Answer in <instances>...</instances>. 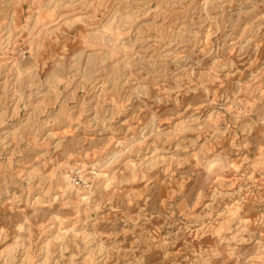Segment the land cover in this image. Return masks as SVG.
I'll return each instance as SVG.
<instances>
[{
	"label": "rangeland",
	"instance_id": "1",
	"mask_svg": "<svg viewBox=\"0 0 264 264\" xmlns=\"http://www.w3.org/2000/svg\"><path fill=\"white\" fill-rule=\"evenodd\" d=\"M0 264H264V0H0Z\"/></svg>",
	"mask_w": 264,
	"mask_h": 264
}]
</instances>
